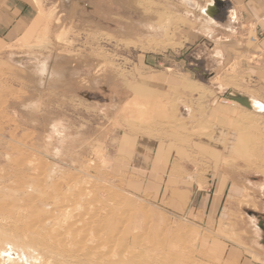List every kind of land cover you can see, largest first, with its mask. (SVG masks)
<instances>
[{"label":"rangeland","instance_id":"obj_1","mask_svg":"<svg viewBox=\"0 0 264 264\" xmlns=\"http://www.w3.org/2000/svg\"><path fill=\"white\" fill-rule=\"evenodd\" d=\"M27 1L0 41V230L40 222L57 190L95 193L101 233L146 264H264V100L226 99L242 81L210 66L208 1Z\"/></svg>","mask_w":264,"mask_h":264},{"label":"bare ground","instance_id":"obj_2","mask_svg":"<svg viewBox=\"0 0 264 264\" xmlns=\"http://www.w3.org/2000/svg\"><path fill=\"white\" fill-rule=\"evenodd\" d=\"M213 5L214 1L208 0L203 7L199 8L201 14L206 16L204 18L207 24H209L208 19L213 16ZM42 67L40 72L45 73V66ZM247 97L254 102V109L249 112L262 111L255 99ZM72 197L75 196L70 190L66 193L57 190L53 197H49L51 199L50 202H52L50 207L47 208L46 204H41L47 209H44L45 212L43 210L44 216L41 217L40 222L35 220L34 213L31 212L33 223L29 227H21L18 224H14L9 232L0 230V232L3 231L7 236L18 241L17 244L21 248V255L23 256L21 263L19 261L20 264H146L140 258L146 249L138 244L139 241L135 242L137 248L136 246L130 248L129 244L132 238L122 231L125 234V238L118 240L116 236L121 231L117 227H114V229L106 228L105 232L101 233L103 227L97 225L99 222L94 218V216L98 217V215L94 212H92L91 216L89 214L90 208L88 205L95 202V193L92 196V200H87L85 196V198L81 196L73 198V203H69ZM85 199L87 201L83 203ZM98 230L99 232L95 233ZM70 238L75 239L73 244L74 252L71 253L68 248L69 244H67ZM6 240L0 237V248L4 249L8 246H3L5 244L1 245L2 243H7ZM9 249L7 247L2 250L5 254L3 253L0 256L2 259L0 264L10 263V260L8 263L6 259L8 256L13 255ZM83 251L81 258L73 254Z\"/></svg>","mask_w":264,"mask_h":264},{"label":"crops","instance_id":"obj_3","mask_svg":"<svg viewBox=\"0 0 264 264\" xmlns=\"http://www.w3.org/2000/svg\"><path fill=\"white\" fill-rule=\"evenodd\" d=\"M220 1L221 6L215 8L213 16L208 19L209 65L227 69L235 64L242 81L239 92L258 102L264 100V22L261 21L264 0ZM32 14L33 8L27 0H0V41H9L17 36L30 20L33 21ZM248 22L256 25L253 33L257 38L252 47L247 44L248 35L252 32L244 25ZM253 56L256 58L252 64L250 58Z\"/></svg>","mask_w":264,"mask_h":264},{"label":"water","instance_id":"obj_4","mask_svg":"<svg viewBox=\"0 0 264 264\" xmlns=\"http://www.w3.org/2000/svg\"><path fill=\"white\" fill-rule=\"evenodd\" d=\"M221 6V1L220 0H214V5L212 8V11L215 10V8ZM226 99L233 101L235 103H237L239 106H241L242 108L248 110V111H253L254 109V102L248 98L247 96L238 93V92H234V91H229L226 94Z\"/></svg>","mask_w":264,"mask_h":264},{"label":"built area","instance_id":"obj_5","mask_svg":"<svg viewBox=\"0 0 264 264\" xmlns=\"http://www.w3.org/2000/svg\"><path fill=\"white\" fill-rule=\"evenodd\" d=\"M262 20L264 21V16H263ZM250 41L253 43L255 42V40L253 38H250Z\"/></svg>","mask_w":264,"mask_h":264}]
</instances>
